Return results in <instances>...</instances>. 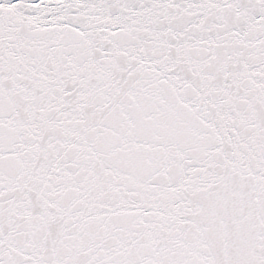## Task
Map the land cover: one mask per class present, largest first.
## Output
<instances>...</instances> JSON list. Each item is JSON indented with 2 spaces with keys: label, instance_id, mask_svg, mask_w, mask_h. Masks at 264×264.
<instances>
[{
  "label": "snow or ice",
  "instance_id": "6c2138e0",
  "mask_svg": "<svg viewBox=\"0 0 264 264\" xmlns=\"http://www.w3.org/2000/svg\"><path fill=\"white\" fill-rule=\"evenodd\" d=\"M0 264H264V0H0Z\"/></svg>",
  "mask_w": 264,
  "mask_h": 264
}]
</instances>
